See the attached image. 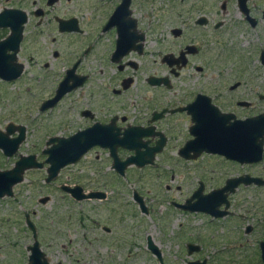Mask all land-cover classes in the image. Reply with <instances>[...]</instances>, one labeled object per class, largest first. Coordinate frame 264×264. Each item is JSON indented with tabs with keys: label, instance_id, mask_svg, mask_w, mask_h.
Returning a JSON list of instances; mask_svg holds the SVG:
<instances>
[{
	"label": "rangeland",
	"instance_id": "rangeland-1",
	"mask_svg": "<svg viewBox=\"0 0 264 264\" xmlns=\"http://www.w3.org/2000/svg\"><path fill=\"white\" fill-rule=\"evenodd\" d=\"M23 1L33 7L34 0H0V9L5 6L19 7ZM40 1L37 0L38 3ZM117 1L63 0L62 3L64 10L71 9L74 14H82L87 19L95 18L106 9L102 7H111L107 12L110 13L117 7ZM97 7L102 10H97ZM189 8L194 9V16L204 14L211 20L210 27L200 31V42L206 43L203 39L204 36L207 39L208 34H213L216 38L217 68L211 69L217 73L219 70L226 73L223 79L216 81L263 84L264 69L259 57L264 50V0L248 1L250 16L256 20L254 27L240 11L237 0H137L134 6L137 17L145 20L142 27L160 26L165 31L162 32V38L166 40H175L170 35V29L179 26L176 14ZM217 24H220V28L215 29L214 25ZM154 36L159 37L158 34ZM50 41L51 36L47 35L39 38L35 45L42 49L48 47L45 58L52 61V50L56 45L50 44ZM71 54L72 57L75 56L74 51ZM208 57L206 55L204 58ZM204 58L202 60L205 63ZM64 61L66 62L65 56L55 61L56 79L65 71ZM197 62L201 61L195 59L193 64ZM85 66L93 74V84L76 91L52 113H42L39 108L52 96L56 86L36 88L35 85L28 86L22 82L12 85L0 83V130H4L10 122L26 126V140L20 149L22 155L35 154L43 162L47 156L42 154V150L49 138L65 137L76 129H67V109L70 103L79 100L85 105L88 99H100L97 85L102 81L108 82L112 73L96 74L99 62L94 57ZM138 76V84L118 98L117 102L128 105L140 99L138 95L145 84V75L139 72ZM205 81L194 67H189L180 78L173 79L175 89H185L190 84ZM171 95L172 93L169 96ZM261 106L259 105L258 110ZM72 124L77 127L81 122L74 116ZM176 153L170 147L164 154L157 156L156 165L144 168L131 166L124 178L111 169L110 155L103 152L99 153V160H96L97 154L92 153L77 165L62 170L51 184L45 182L46 169L27 172L25 180L14 188V196L0 199V264H29L31 253L28 246L34 240L33 233L26 224L27 214L36 224L42 250L52 263L60 261L70 264L71 259H79V263L72 264H159L147 249V239L151 237L160 247L165 264H189L191 260L203 257L212 260L217 255V259L239 260L236 264H258L256 232L250 236L244 234L246 224L257 219L256 212L247 214L243 208L247 205L252 208L256 203L255 192L243 189L234 197L235 205L231 212L235 213L234 216L242 226L237 223L225 225V221L230 223L231 217L213 220L207 215L192 214L176 207L185 204L199 187L200 181L205 182L206 190L211 191L221 182V178L230 173H248L256 177L261 176L263 167L240 168L209 155L196 161H182ZM130 154V151H121L120 157L126 159ZM18 157L19 155L11 159L2 158L1 164L4 168L11 169ZM110 180H115V184L109 185ZM95 182L98 184L94 185ZM62 185H80L85 191L105 189L111 200L107 203L76 202L60 189ZM135 190L144 198L149 215L142 213L134 201ZM46 196L50 197V202L40 204L39 199ZM104 226L117 228L116 245L101 240L100 236L104 234L101 228ZM183 235L184 241L181 242L180 237ZM197 237L207 241L205 249L200 254L189 255L186 247L192 240L188 239Z\"/></svg>",
	"mask_w": 264,
	"mask_h": 264
},
{
	"label": "flooded vegetation",
	"instance_id": "flooded-vegetation-1",
	"mask_svg": "<svg viewBox=\"0 0 264 264\" xmlns=\"http://www.w3.org/2000/svg\"><path fill=\"white\" fill-rule=\"evenodd\" d=\"M70 1L71 0H67V2ZM123 1L124 0H118L117 7L114 9L112 8L113 10L110 13L107 12L111 7H102L106 9L99 12L95 18L87 19L82 14H74L71 9L68 11L64 10L65 7H63V0H41L40 3H38L37 0H34L32 2V8L30 7L31 5L25 3V1H23L19 7H2L0 9V14L6 13L8 10H18L23 14H18L16 17L17 21L19 23L24 22V16L26 17V21L23 24L22 40L16 55L13 50L0 52V66L8 70L11 73L10 76H12L11 80L4 79L0 76V83L3 85H12L16 82H22L28 86L35 85L36 88L40 86L47 88L56 86L52 96L47 98L39 108V111L42 113L48 111L52 113L65 99L71 97L76 91L84 90L86 87L93 84V74L86 69L85 65L91 57H94L99 62V67L96 68V74L98 72L100 75L112 73V76L108 78V82L102 81L103 78L100 79L102 82L97 85L98 88L96 89L100 92V99H88V103L85 105L80 103L79 100L70 103L67 109V129L68 131L76 129L65 136V138H72L80 132H88L92 135L104 138L105 145L96 143L89 148L82 159L90 154L92 155V153L97 154L96 160L100 159V152L109 154L111 158L110 167L117 173L114 168L115 160L112 156L111 146L115 144L117 138H122L127 132H129L133 134H145L142 141L146 143L147 147L150 149L162 147V151L156 155V159L158 155L164 154L170 149V147H172L173 153L177 151L176 154H178V157L182 161H196L199 158H202V156L209 155L215 156L219 160L223 159V163L225 164L229 163L240 168L257 166L263 167L264 169V151L263 159L254 164L241 163L240 161L227 159L223 155L209 154L206 152L198 158L193 159H188L181 155V152L187 148L188 144L196 139L194 128L196 126L195 116L198 113L202 112V114L210 115L213 113V107H215L221 114L230 116L231 122L239 120L244 121L264 114V83H246L240 81L231 83L216 81L217 79H223L226 75L222 70H219L217 73L215 70L211 69L213 67L217 68L216 38L213 34H208L207 39H205V36L203 39L206 43L202 44L200 42V31L201 29H207L210 27V18L204 14L194 16L193 8L177 13L176 17L179 26L170 29V35H172L175 40H166L162 38V32L164 33L165 31H163L160 26L152 27L150 25L145 28L142 27L145 20L138 18L134 9L137 0L131 1L128 9L129 14H126L123 18L119 17L115 20L112 19ZM96 9L102 10L99 7ZM201 18L206 19L205 24L198 23ZM74 25L78 28L77 31H72ZM69 26L70 29H68ZM216 26L217 25H214V28L218 29ZM12 34L13 29L11 27L0 28V43L6 41ZM155 34H158L159 37L154 36ZM47 35L51 36L50 44L56 45L53 47L51 55L54 61L47 60L48 57L45 58L48 47L42 49L35 45L37 41L39 42V38ZM33 39H35L34 42ZM72 51L75 52L74 57H72ZM263 52L264 50L261 51L259 60L261 67L264 69V64L261 60ZM68 53L69 56H67ZM182 55H184L185 58H182ZM206 55L209 57L204 58ZM64 56L66 58V62L64 61L66 64V67L64 68L65 71L59 79H56L57 64L55 61L63 59ZM203 58L206 61L205 63L202 60ZM195 59H199L201 62L193 64ZM185 60L186 65H184ZM189 67H194V70L199 75L203 76L206 81L190 84L185 89H175L176 84L173 82V79L180 78ZM73 70L75 81L74 79H71L68 83V87L70 86V88H72L73 85L78 84L77 87L68 92L56 106L47 111H41L42 105L55 97L58 88L67 77L68 72ZM139 72H142L145 75V84L140 88V93L138 95L140 99L132 104H120V102H117L116 100L130 92L132 88L138 84ZM107 91H109V93H107ZM171 93L172 95L170 97L169 95ZM259 105H262L260 110H258ZM74 116L79 118L81 125L77 127L73 126L72 119H74ZM213 117H217V114L214 113ZM10 125H12V129L15 130V133L10 136L12 139L19 136L21 127H26L24 125L10 122L5 129L0 130V132L7 133V128ZM55 137L59 136L50 137L48 141ZM48 141L46 142V147L42 150L43 155L44 151L49 148L47 145ZM23 143L19 146L16 154L12 157L6 156L4 151L0 149V171H8L12 169H6L2 166V158L11 159L19 155L14 164L15 166L21 157L24 156L20 153ZM121 151L129 150L118 146L117 153L119 157ZM130 152H132V154L128 157L134 155L133 151ZM194 154L195 152L191 151L189 156H193ZM31 155L36 156L37 161L39 163L41 162L37 155ZM46 159L43 162H45ZM156 159L154 164L147 166L156 165ZM78 163L69 165L68 167H72ZM47 168L48 166L45 165L44 169L37 168L28 170L27 172L42 171L45 169L47 171ZM103 170L101 171L103 172ZM260 175L261 176L254 177L248 173H237L236 175L230 173L229 175H226V177L221 178L222 184H220V182V185H215L211 191L206 190L205 182L200 181L199 187L189 199L193 197L201 185L204 187L202 195L208 196L213 191L224 188L229 180L242 177L245 178L247 176L259 179L257 182L253 181L251 184L241 183L234 191H227L226 195L229 207L227 209V215L223 217L216 218L205 212H191L181 208L179 205L176 208L192 214L201 213L207 215V217H211L213 220L231 217L230 223L224 220L225 223H227L225 225L237 223L242 226L238 219H236V216H234L235 213L231 212L232 207L235 205L234 197L238 195L237 193L243 191V189L255 192V194H257L256 203L252 205V208L249 205L246 207L243 206V208L247 214L256 212L257 219H254L253 223L246 224L244 234L250 236L254 235L256 232L255 241H257L258 246L256 253L258 264H264V203L262 204L264 201V171H261ZM90 180L93 182L92 179ZM95 184H98V182H95L94 185ZM108 184H115V180L108 181ZM84 192H100L106 194V196L101 199H86L78 201L70 194L68 195L76 202L97 201L99 203H107L111 200V196L105 189H92L88 191H85L84 189ZM189 199H187L183 205H186ZM196 201L197 199H194L192 202L195 203ZM225 210L226 204H223L220 207V211ZM101 229L105 234L100 236L101 240H107L116 245L118 240L115 230L117 228L104 226ZM184 237L185 235L180 237L181 242L184 241ZM197 239H188L192 240L188 242L186 247L189 255L194 253L200 254L203 249H205L207 241L201 240L199 237H197ZM150 240L156 247H158L162 254L160 247L151 237L147 239V249L156 257L159 264H161L158 257L149 248ZM29 247L30 246H28V248ZM217 257L218 255L212 260L203 257L201 259L191 260L192 262L189 264L239 263V260L232 258L217 259ZM162 259L163 264H165L163 254ZM80 261L81 260L79 259H71L70 264H72V262L79 263ZM48 262L49 264H64L60 261L54 263L50 261ZM244 262L247 261H240V263Z\"/></svg>",
	"mask_w": 264,
	"mask_h": 264
},
{
	"label": "water",
	"instance_id": "water-1",
	"mask_svg": "<svg viewBox=\"0 0 264 264\" xmlns=\"http://www.w3.org/2000/svg\"><path fill=\"white\" fill-rule=\"evenodd\" d=\"M131 1L132 0H124L116 10L112 19L115 20L119 17L123 18L126 14H129L128 9ZM237 1L240 11L254 27L256 25V20L250 16V10L247 5L248 0ZM18 14L23 13H20L18 10H8L6 13L0 14V28L11 27L13 29V34L6 41L0 43V52L13 50L15 55L18 52L22 40L23 24L26 21V17L24 16V22L19 23L16 19ZM198 23L205 24L206 19L201 18ZM216 27L219 28L220 24H217ZM68 29H70V26ZM77 30L78 28L74 25L72 31ZM182 58H185V56L182 55ZM261 60L264 64V52L262 53ZM184 65H186V60L184 61ZM10 74L8 70L0 66V76L2 78L11 80L12 76H10ZM73 74L74 70L68 72L67 77L58 88L55 97L44 103L41 107V111H47L56 106L68 92L77 87L78 84L73 85L72 88H70V86L68 87V83L71 79L75 81ZM214 113L217 114V117H213ZM195 121L196 126L194 131L196 139L189 143L187 148L181 152L182 156L193 159L198 158L206 152L209 154L223 155L227 159L249 164L258 163L263 159L264 114L244 121L239 120L231 122L230 116L221 114L217 108L213 107V113L210 115L202 114V112L196 114ZM14 133L15 130L12 129V125L7 128V133L0 132V149L9 157L14 156L19 146L26 140V127H21L20 134L17 138H10ZM144 137L145 134L127 132L124 137L117 138L115 144L111 146L112 156L115 160L114 168L121 177L124 178L126 176V171L131 166L144 168L147 165L154 164L156 155L162 151V147H157L155 149L148 148L147 144L142 141ZM104 141V138L101 136L92 135L88 132H80L69 139L65 137L52 138L47 143L49 148L44 151V155L47 156L45 162L39 163L34 155L22 156L14 168L8 171H0V199L14 196V187L25 180V174L28 170L37 168L44 169L45 165H47V178L45 182L46 184L53 183L59 177L63 169L69 165L78 163L89 148L96 143L105 145ZM118 146L133 151L134 155L122 160L117 153ZM191 151L195 152L193 156H189ZM258 180L259 179L251 178L250 176L229 180L224 188L213 191L208 196L202 195L204 187L201 185L193 197L187 201L186 205H182L181 208L191 212H205L216 218L223 217L227 215V209L229 207L226 195L227 191H234L241 183L251 184L253 181L257 182ZM61 190L64 193L70 194L78 201L101 199L106 196V194L100 192L85 193L83 187L79 185L73 187L62 185ZM194 199H197L195 203L192 202ZM134 200L139 205L142 213L149 214L143 197L137 191L134 193ZM49 202V196L39 199V203L42 205H46ZM223 204H226V210L220 211V207ZM26 221L27 226L33 232L34 239L33 245L28 248L31 252L29 257L30 264H49L46 254L43 252L38 240L36 224L31 220L28 214L26 215ZM149 248L158 257L161 264H163L162 254L151 240L149 241Z\"/></svg>",
	"mask_w": 264,
	"mask_h": 264
}]
</instances>
